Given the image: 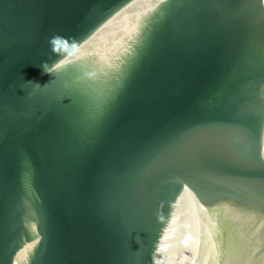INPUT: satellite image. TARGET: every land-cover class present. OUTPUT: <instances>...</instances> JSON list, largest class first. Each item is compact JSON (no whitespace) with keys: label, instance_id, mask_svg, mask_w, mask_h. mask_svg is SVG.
<instances>
[{"label":"water","instance_id":"water-1","mask_svg":"<svg viewBox=\"0 0 264 264\" xmlns=\"http://www.w3.org/2000/svg\"><path fill=\"white\" fill-rule=\"evenodd\" d=\"M0 264H264V0H0Z\"/></svg>","mask_w":264,"mask_h":264}]
</instances>
